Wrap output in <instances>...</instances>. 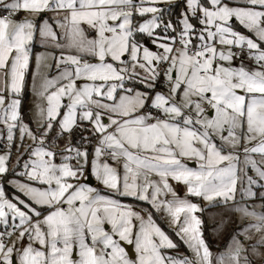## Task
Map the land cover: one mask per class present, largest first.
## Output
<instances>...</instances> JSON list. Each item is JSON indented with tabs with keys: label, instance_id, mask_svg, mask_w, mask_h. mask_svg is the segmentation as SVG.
Returning <instances> with one entry per match:
<instances>
[{
	"label": "snow or ice",
	"instance_id": "snow-or-ice-1",
	"mask_svg": "<svg viewBox=\"0 0 264 264\" xmlns=\"http://www.w3.org/2000/svg\"><path fill=\"white\" fill-rule=\"evenodd\" d=\"M0 10V264H264V0ZM207 208L249 221L216 256Z\"/></svg>",
	"mask_w": 264,
	"mask_h": 264
},
{
	"label": "rangeland",
	"instance_id": "rangeland-1",
	"mask_svg": "<svg viewBox=\"0 0 264 264\" xmlns=\"http://www.w3.org/2000/svg\"><path fill=\"white\" fill-rule=\"evenodd\" d=\"M87 27V26H84ZM86 34H93L91 33V30H88V33ZM149 47H152L153 50H155L154 46H152L150 43L148 44ZM45 50L42 51H35L33 52V56L35 55V53L37 52H43ZM238 63L237 61H234V64ZM34 69H35V64H34ZM56 72L55 67H53L49 72L48 75H54ZM31 83H32V77L31 74L30 76L27 77V82H26V90L28 91V101L26 103V106L21 105V113L22 115H24L25 113L31 117L32 115V108L34 105V102L36 101V97L34 96L33 92H32V88H31ZM24 95V93H23ZM25 122H28L27 119ZM3 126L0 125V130H2ZM85 135H87V133H85ZM0 136H2V131H0ZM1 142V139H0ZM58 144H60L61 146L63 145V141L62 140H58L57 141ZM0 149H2L0 147ZM257 159H259L258 156H256ZM57 160L59 161V157L57 158ZM188 164L190 167H195L194 161H188ZM249 174H252L251 171L249 172ZM88 180L93 181V184H91L92 186H96L97 182L95 181L94 177L88 176V179L86 182H88ZM175 190L177 191L178 195H180L181 197H183L185 195V186L182 184H178L175 181H170ZM189 199H191L193 202L199 203L202 207L204 206L205 202L201 199V198H196V197H189ZM237 199H239V194L237 195ZM123 202L125 203H129L131 202L130 200H124ZM249 204H261L264 203V201H261L260 199H256L254 201H248ZM260 210V209H257ZM218 209H213V208H207L203 213H197L198 216L201 217V219L204 221V223L202 224V231L204 234V238L206 239L207 242H209L210 244V250L212 251V253L214 254V256L224 253L226 251V247L230 242V234L233 233L237 226L240 225L241 223L247 224L249 221L247 219L241 221L239 218L238 214H233L231 222H228L224 228L217 230V223L219 221V217L215 218V222L212 218H210V213H215L217 212ZM165 227L166 231H169L167 229L166 225H162ZM171 235V232H170ZM174 240H176L175 236L173 235L172 237ZM179 245H181V247H178L175 250H169L171 254L177 255V254H181V255H187L190 256L191 253L188 252L186 246H184L183 244H181V242H179L178 240L176 241ZM122 246L125 247L126 252L127 251V247H130L132 249L133 255L131 256L129 253V258L130 259H135V248L133 245H127L124 242H121Z\"/></svg>",
	"mask_w": 264,
	"mask_h": 264
},
{
	"label": "crops",
	"instance_id": "crops-1",
	"mask_svg": "<svg viewBox=\"0 0 264 264\" xmlns=\"http://www.w3.org/2000/svg\"><path fill=\"white\" fill-rule=\"evenodd\" d=\"M3 12L2 10H0V15H2ZM42 51V50H45L44 48H42L38 43H36L34 41V44L32 46V51L35 52V51ZM32 52V53H33ZM34 64H35V61H34V56H33V59H32V62L30 63V69H29V73L26 75V82H27V77L30 76L31 72L34 71ZM26 89V87H25ZM1 147V146H0ZM2 148V147H1Z\"/></svg>",
	"mask_w": 264,
	"mask_h": 264
},
{
	"label": "trees",
	"instance_id": "trees-1",
	"mask_svg": "<svg viewBox=\"0 0 264 264\" xmlns=\"http://www.w3.org/2000/svg\"><path fill=\"white\" fill-rule=\"evenodd\" d=\"M27 101H28V91L25 89V92H24V95H23V99H22V103H23L24 106H26ZM179 247H181V245H179Z\"/></svg>",
	"mask_w": 264,
	"mask_h": 264
},
{
	"label": "water",
	"instance_id": "water-1",
	"mask_svg": "<svg viewBox=\"0 0 264 264\" xmlns=\"http://www.w3.org/2000/svg\"><path fill=\"white\" fill-rule=\"evenodd\" d=\"M88 183L93 184V181L88 180ZM127 251L131 256L133 255L132 249L130 247H127Z\"/></svg>",
	"mask_w": 264,
	"mask_h": 264
},
{
	"label": "built area",
	"instance_id": "built-area-1",
	"mask_svg": "<svg viewBox=\"0 0 264 264\" xmlns=\"http://www.w3.org/2000/svg\"><path fill=\"white\" fill-rule=\"evenodd\" d=\"M2 135H3V132H2ZM0 146H1L2 148L4 147L3 139H1Z\"/></svg>",
	"mask_w": 264,
	"mask_h": 264
}]
</instances>
